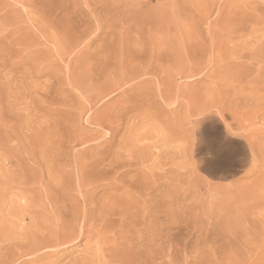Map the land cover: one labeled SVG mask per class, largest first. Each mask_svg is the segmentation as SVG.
<instances>
[{
  "label": "rangeland",
  "instance_id": "obj_1",
  "mask_svg": "<svg viewBox=\"0 0 264 264\" xmlns=\"http://www.w3.org/2000/svg\"><path fill=\"white\" fill-rule=\"evenodd\" d=\"M0 264H264V0H0Z\"/></svg>",
  "mask_w": 264,
  "mask_h": 264
},
{
  "label": "bare ground",
  "instance_id": "obj_2",
  "mask_svg": "<svg viewBox=\"0 0 264 264\" xmlns=\"http://www.w3.org/2000/svg\"><path fill=\"white\" fill-rule=\"evenodd\" d=\"M136 146H137V145H136ZM119 152H120V151H119ZM112 153H113V152H112ZM112 156H113V155H112ZM125 156H126V155H125ZM120 158H121V157H120ZM99 161H100V160H99ZM140 161H142V160H140ZM125 166H126V165H125ZM163 173H164V172H163ZM131 177H132V176H131ZM128 178H129V177H128ZM131 180H132V179H131ZM80 181H81V180H80ZM79 190H80V189H79ZM86 195L88 196L87 193H86ZM114 196H115V195H114ZM84 197H85V196H84ZM84 197H83V198H84ZM105 197H106V196H105ZM87 198H89V197H87ZM107 199H108V198H107ZM85 200H86V199H85ZM64 201H65V200H64ZM50 204H51V203H50ZM102 204H103V203H102ZM63 205H64V204H63ZM87 205H88V204H87ZM85 208H86V207H85ZM86 209H87V208H86ZM86 209H84V210L86 211ZM84 210H83V211H84ZM89 210H90V209H89ZM92 210H93V208H92ZM22 211H23V210H22ZM90 211H91V210H90ZM90 211H89V212L87 211V212L90 214ZM62 212H63V211H62ZM66 212H67V211H66ZM80 212H81V211H79V213H80ZM92 212H93V211H92ZM88 213H87V214H88ZM106 213H107V212H106ZM66 214H67V213H66ZM77 214H78V213H77ZM85 215H86V212H83V215H82V216L84 217ZM90 215H91V214H90ZM107 215H108V214H107ZM78 216H79V214H78ZM88 216H89V215H88ZM74 217H75V216H74ZM83 217H82V218H83ZM93 217H94V216H93ZM109 217H110V216H109ZM68 218H69V220H70V216H69ZM68 218L65 220L66 222H67ZM72 218H73V217H72ZM77 218H79V217H77ZM84 218H85V217H84ZM88 218H89V217H88ZM74 219H75V218H74ZM89 219H90V218H89ZM89 219L85 218V221H88ZM71 220H72L73 222H76V220H75V221H74L73 219H71ZM71 220H70V221H71ZM80 220H82V219L80 218ZM53 222H54V221H53ZM67 223H68V222H67ZM86 223H87V222H86ZM79 224H80V223H79ZM82 225H83V224H82ZM82 225H81V226H82ZM71 227H73V226H71ZM90 231H93V230H90ZM69 232H70L69 235L72 236V238H73V235H75V238H74V239H78V238L80 239V237H82V236L85 234V232H83L82 230H81V231L78 230V232H77V230L75 231L74 228H73V229H69ZM88 232H89V231H88ZM94 232H95V231H94ZM94 232H93V233H94ZM97 232H98V231H97ZM99 232H100V231H99ZM89 234H91V232H89ZM89 234H88V236H89ZM61 235H62V234H61ZM91 235H93V234H91ZM91 235H90V236H91ZM64 236L66 237V234H64ZM64 236H63V238H64ZM55 238H56V237H55ZM57 238H58V237H57ZM59 239H61V237H60ZM61 240H62V239H61ZM63 241H64V240H63ZM95 242H97V241H95ZM49 243H50V242H49ZM53 243H54V242H53ZM98 244H99V243H98ZM30 247H31V246H30ZM92 249H93V248H92ZM49 250H50V249H49ZM51 251H52V250H51ZM99 251H100V250H99ZM107 254H108V253H107ZM92 257H93V256H92ZM99 257H100V256H99ZM99 260H100V259H99ZM103 260H104V259H103Z\"/></svg>",
  "mask_w": 264,
  "mask_h": 264
}]
</instances>
